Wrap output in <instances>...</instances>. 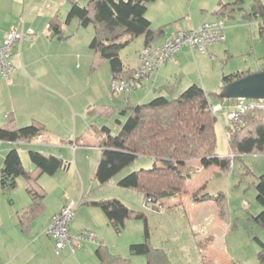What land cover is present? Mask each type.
Segmentation results:
<instances>
[{"label":"crops","instance_id":"1","mask_svg":"<svg viewBox=\"0 0 264 264\" xmlns=\"http://www.w3.org/2000/svg\"><path fill=\"white\" fill-rule=\"evenodd\" d=\"M21 1L25 3L28 0ZM226 1L229 0H202L203 3H201L198 11L199 15L187 13L188 9L185 10L183 0H154L149 2L146 16L150 21V26L152 29L161 30L151 45L159 44L178 30L194 28L203 21L215 19L223 21L222 17L227 14L230 22L225 25L223 21V26H228L230 29L228 35L233 36V32L241 27L245 30L244 35H253L252 39H255L254 27H256L259 38L262 37L260 39L264 41V32L261 33L260 31L262 26L260 17L249 18L246 16L256 1L263 5L262 0H242L241 4L232 5L225 15L218 14L216 11L219 4ZM33 11L30 8L23 18L17 20L16 16L12 17L7 2L0 0V42L4 40L11 25L21 28L24 33L10 55L13 64V70L9 75L10 80L7 81L0 75V107L1 110H5L3 117L6 119L7 116L11 118L9 121H12L14 120L13 112L10 110H15L14 104L20 94H24L27 98L31 96L29 93L36 94L39 102L42 100V105L35 107L37 106L36 103L29 105L27 102V106L23 108V111L27 112L26 116L18 124L27 123L26 125H28L32 122H38L42 128L37 136L29 140H0V146H2V152H7L11 148L17 149L22 167L32 174H36L37 171L34 170L29 159L30 150L59 157L65 162V166L58 168L52 174H37L36 182L43 195L39 205L31 213H26L30 208L32 198L27 192V180L24 176L20 175L16 178L19 188L13 198L0 197V264H99L96 255L98 246H105V239L111 237V231L120 233L125 227L127 219L121 229L116 230L108 222L102 209L91 202L116 198L125 206L130 205L125 201L126 195L123 190L113 189L111 191L102 190L101 192L94 190L93 180H96L94 172L100 158V143L103 139L101 137L99 143L95 144L98 142L95 137L101 135L97 130L99 128L97 124L101 122V117L110 116L111 118L112 112L117 111L119 117H115L113 128L109 127V124H102L110 128L111 134L113 131L116 134L120 124L125 119L124 108L145 102L143 100L148 96L147 92H152L154 96L157 94L176 95L191 84H197L207 91L208 87L201 75V66H203L201 59L207 61L205 54L209 52L208 46H212V44L206 47L204 53L188 47L180 48L170 60L162 63L158 70L151 74L142 87L133 89L126 94L122 93L121 98L117 97L118 94L111 93L118 98L113 101L114 103L101 102V104H96L99 102L98 98L101 94L96 98L89 97L81 90L82 87H78L71 79L68 80L64 77L60 73V69L55 74L50 69L51 67H61L64 61L58 64L60 57L66 60V56L69 55L74 62L78 63L73 65L75 68L78 65V70L88 68L94 70L99 62L91 66L92 51L88 45L93 32L78 40H72L62 30L64 37L57 39L48 30L49 20L53 17L48 19L45 29L43 27L38 29L37 27L36 31H33V25L27 24V19L31 17ZM225 40L217 43L226 46ZM142 47L143 37L134 58L121 57L120 55L124 69L130 70L129 73L139 66V51ZM226 48L228 52V45ZM262 57H260V61ZM104 65L102 64L101 67ZM260 68L251 69L252 71L249 69V73L257 72ZM193 72L199 74L201 83H195V79L192 78ZM109 73L110 75L108 74L105 80H110L111 83L110 67ZM103 106H110L111 113ZM7 111L9 112L7 113ZM5 121L0 118L1 125ZM259 153L264 154V151ZM48 176H53V178H48ZM69 178H71V182L66 184ZM110 180L105 183H98L103 185ZM116 185H118L117 181ZM118 187L121 186L118 185ZM45 188L48 189L47 194L53 193L55 195L54 199L45 198ZM121 188L125 189L124 187ZM13 190L6 194L9 196ZM23 190H25V196L22 194ZM114 192H117V195ZM203 193L207 192L203 191ZM195 201L205 202L206 200ZM69 204H75L73 217L69 223L70 231L75 233L82 229L90 230L94 233L96 242L86 241L74 249L65 247L56 252L53 239L44 229L52 217L63 206ZM150 211L152 210L150 209ZM251 216L253 215L251 214ZM197 248L198 251H202L200 253L205 259L203 248H200L199 244ZM207 251L209 252V250ZM95 257L97 262L93 260ZM256 257L258 261L259 251H257ZM169 260L172 263L171 259Z\"/></svg>","mask_w":264,"mask_h":264},{"label":"trees","instance_id":"2","mask_svg":"<svg viewBox=\"0 0 264 264\" xmlns=\"http://www.w3.org/2000/svg\"><path fill=\"white\" fill-rule=\"evenodd\" d=\"M69 1L66 23L75 18L79 27L92 25L93 35L88 44L92 51L91 66L107 61L112 80L132 76L135 69L131 73L124 69L120 51L130 39L138 35L143 37V47L152 46L153 39L161 32L160 29H152L146 17L147 4L154 0ZM241 1L229 0L221 3L216 12L225 15L232 5L241 4ZM246 16L260 17V31L264 32V7L261 3L256 1ZM48 30L57 39L64 37L61 24L55 17L49 20ZM260 70H264V56L261 58ZM246 74H249V70L223 74L217 91H205L201 86L191 84L176 95L157 94L146 102L124 108L125 119L115 135L110 133L108 126L102 125L97 129L104 137L100 143V158L94 178L99 183H105L138 156L151 158V167L132 170L117 181L119 186L141 193L143 201L150 197L151 201L143 205L144 209H148L152 207V198L153 201H157L158 197L168 198L182 189L185 181L193 174L187 168L189 161L197 159L204 167L217 165L220 170H226L230 159L221 158L216 153L213 106L216 99L224 100L220 98L219 92L225 84ZM225 100L228 104L231 98ZM103 107L111 113L110 106ZM228 121L225 135L233 156L264 151V118L261 110L247 109L240 114L237 121L229 118ZM10 122L12 121L0 126V140H29L37 136L42 128L38 122L19 127ZM28 155L36 174L24 170L17 149L11 148L5 153L0 168V189L9 193L16 185V178L24 176L27 180V192L32 198L26 213H31L39 205L43 195L36 182L37 174H52L58 168L64 167L65 162L59 157L34 150H30ZM254 187L255 198L261 210L252 218L257 224H264V179L260 177ZM220 196L219 194L216 198ZM211 197L208 193H202L195 200ZM91 203L102 209L108 222L116 230H120L124 221L132 216L144 218L142 212L129 209L116 198ZM255 239L259 245L258 264H264V242ZM129 251L131 254H145L146 261L128 262L119 255L110 254L102 245L98 246L96 255L99 264H171L163 249L152 248L147 241L131 243Z\"/></svg>","mask_w":264,"mask_h":264},{"label":"rangeland","instance_id":"3","mask_svg":"<svg viewBox=\"0 0 264 264\" xmlns=\"http://www.w3.org/2000/svg\"><path fill=\"white\" fill-rule=\"evenodd\" d=\"M2 1L7 2L12 17L16 16L17 20L23 18L30 8L31 11L34 10L31 17L27 19V24L33 25V31H36L37 27L45 29L48 19L55 17L69 39L78 40L93 32L91 24L87 27H79L75 18H71L66 23L67 11L70 7L69 0H28L25 3L21 0ZM183 1L185 10L188 9L187 13L199 15L198 11L203 3L202 0ZM262 3L264 5V0ZM148 14L151 15L149 12ZM227 15L222 17L225 25L230 22ZM254 29L256 30V27ZM255 30L256 37L252 39L253 35H244L245 30L241 27L233 32V36L228 35L230 29L225 26V43L228 45V52L227 45L222 46L223 44L214 43V46L213 44L210 45L211 47L208 46L209 52L205 54L207 61L201 59L203 66L200 65L201 75L209 89L207 91L219 90L222 73L228 74L247 69L256 70L261 67L260 57L264 56V41L260 39L262 37L259 38L258 30ZM141 39L142 37L139 35L130 39L120 51L121 57L134 58L141 45ZM63 61L61 67H51L50 69L54 74L60 69V73L64 77L68 80L71 79L78 87H82L81 90L89 97L96 98L101 94L98 98L99 102L96 104L114 103L113 101L123 96L122 93H119L117 98L111 94L110 80H105L107 75H110L107 62L100 61L94 70L89 68L78 70V65L76 68L73 66L78 63L74 62L69 55L66 56V60L60 57L58 64ZM102 64L105 65L101 67ZM192 78L195 79V83H201L198 73L193 72ZM29 94L31 96L28 98L24 94H20L14 104L15 110H10L13 112L12 117L14 118L10 123L16 127L27 124H18L26 116L27 112L23 111V108L27 106V102L29 105L36 103L35 107L42 105V100L39 102L36 94ZM146 94L148 96L143 100L145 102L154 96L152 92ZM225 99L223 101L215 100L214 105L222 103L223 106L220 109H215L214 130L216 153L221 158L230 159V165L226 170H219L217 165L204 167L197 159L189 161L187 168L193 174L185 181L182 189L168 198L158 197L157 201H153L154 198H152V207L148 209L143 208V195L136 190L118 187L116 181L132 170L151 167L153 162L151 158L138 156L130 165L112 176L106 184L100 185L97 180H93L94 190L97 192L113 189L123 190L126 196L123 193L122 195L129 203V209L142 212L144 215V218L132 216L127 219L125 227L120 233L111 231V237L105 239V246L110 254L119 255L120 258L131 263H143L146 261V255L130 254L129 245L147 241L152 248L167 250L166 256L171 259V264H206V262H209L208 264H258L256 254L259 251V245L255 238L264 242V225L257 224L251 214L255 216L261 210V206L255 198L254 185L260 177L264 178V154L256 152L233 156L230 152L225 135V127L229 124ZM4 111L0 107V118L9 122L11 118L6 116L5 119ZM115 117H119L117 111L112 112L111 118L110 116L101 117V122L97 126L100 127L106 123L113 128ZM6 121L5 123H7ZM113 134L115 135V131ZM101 137L104 136L95 137L98 141L95 144L99 143ZM5 153L2 152V146H0V168ZM48 178L52 179L53 176H48ZM70 182L71 178L66 184ZM18 188L17 185L9 196L0 190V197L13 198ZM47 190L45 198L54 199L55 195L47 194ZM203 191L212 197L204 199L205 202L195 201V197L200 196ZM114 193L117 195V192ZM22 194L25 196V190L22 191ZM219 194L221 196L216 198ZM128 195L129 197H127ZM198 244L200 248H203L205 259L202 258V251H198ZM93 260L97 262L96 257ZM120 264H125V262Z\"/></svg>","mask_w":264,"mask_h":264},{"label":"built area","instance_id":"4","mask_svg":"<svg viewBox=\"0 0 264 264\" xmlns=\"http://www.w3.org/2000/svg\"><path fill=\"white\" fill-rule=\"evenodd\" d=\"M223 28L221 19L203 21L194 28L176 31L157 45L143 47L139 52V66L132 73V76L112 80L110 91L113 94H119L142 87L151 74L158 70L162 63L170 60L180 48L188 47L204 52L208 45L224 41ZM23 35L21 28L11 25L4 40L0 42V75L7 81L10 80L9 75L13 70V64L10 60L12 49L20 42ZM222 106V104L214 105L213 110L220 109ZM225 107L229 109L227 111L228 118L234 121H237L240 114L247 109L261 110L264 118V99L231 98ZM150 201L151 198L146 197L143 205L145 206ZM74 208L75 204L63 206L44 229L53 239L56 252L65 247L74 249L86 241L96 242L95 235L90 230L82 229L75 233L70 231L69 223L73 217Z\"/></svg>","mask_w":264,"mask_h":264},{"label":"water","instance_id":"5","mask_svg":"<svg viewBox=\"0 0 264 264\" xmlns=\"http://www.w3.org/2000/svg\"><path fill=\"white\" fill-rule=\"evenodd\" d=\"M220 98L264 99V70L246 74L225 84Z\"/></svg>","mask_w":264,"mask_h":264}]
</instances>
